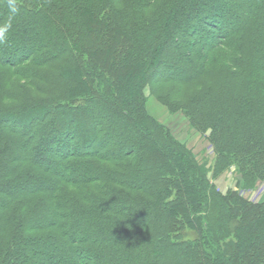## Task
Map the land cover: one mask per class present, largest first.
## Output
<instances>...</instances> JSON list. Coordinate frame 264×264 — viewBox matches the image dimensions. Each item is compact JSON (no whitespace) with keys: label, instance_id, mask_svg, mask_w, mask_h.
<instances>
[{"label":"trees","instance_id":"16d2710c","mask_svg":"<svg viewBox=\"0 0 264 264\" xmlns=\"http://www.w3.org/2000/svg\"><path fill=\"white\" fill-rule=\"evenodd\" d=\"M218 1L0 0V264H264V0Z\"/></svg>","mask_w":264,"mask_h":264},{"label":"rangeland","instance_id":"374dc122","mask_svg":"<svg viewBox=\"0 0 264 264\" xmlns=\"http://www.w3.org/2000/svg\"><path fill=\"white\" fill-rule=\"evenodd\" d=\"M223 2L230 3V0H219L217 5H220ZM229 16L232 18L231 15ZM195 27H196V32L192 31L190 32L189 35L181 34L178 39L180 41H188V40L192 41L194 39H197V37L202 33L203 30L198 25H196ZM175 43H176V40H174V45L171 44V47L175 46ZM173 60H169V63L172 64L175 61ZM162 61L166 62V60H162ZM159 69H162V68L160 67ZM165 72L168 73V71H165ZM154 90H155L154 93L156 95H162V96L170 95L171 99L173 96L176 97L175 101L179 103L185 102L191 92V91L185 90V88L177 87V86L170 85V84H165V86L162 85ZM173 92H177V94L171 96V93L174 94ZM148 94H149V91L146 89L145 95L148 96ZM147 109L149 113L152 114L153 117H155L159 122L167 125L171 129L174 136L181 143L186 144L188 148L192 149L199 161L201 160V157H204L206 160H209L208 158L212 157L211 151L209 149V145L206 142V140L201 135H199L198 133L188 128L187 122L182 117V115L177 114L175 116H170L168 114L167 109L163 105H161L158 101H156L155 98L151 96L147 100ZM115 139H117V137ZM56 160L57 159H55V161ZM49 161H51L48 164L49 167L51 169H57L56 165L53 163V159L50 158ZM228 177L229 176L227 175L225 179L222 178L218 180V182L216 183L218 188L221 191H225L226 188H229L230 186H232L233 184L232 179ZM263 196H264V183L258 185L255 191L245 194V197L254 203L259 202Z\"/></svg>","mask_w":264,"mask_h":264},{"label":"clouds","instance_id":"9594fccd","mask_svg":"<svg viewBox=\"0 0 264 264\" xmlns=\"http://www.w3.org/2000/svg\"><path fill=\"white\" fill-rule=\"evenodd\" d=\"M8 8L12 15L18 12L15 0H8ZM11 28V19H9L5 24L0 25V44L4 43L8 37L9 29Z\"/></svg>","mask_w":264,"mask_h":264}]
</instances>
